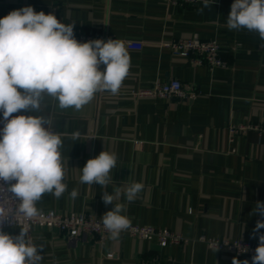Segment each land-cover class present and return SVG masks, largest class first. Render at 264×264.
I'll list each match as a JSON object with an SVG mask.
<instances>
[{"label": "crops", "instance_id": "1", "mask_svg": "<svg viewBox=\"0 0 264 264\" xmlns=\"http://www.w3.org/2000/svg\"><path fill=\"white\" fill-rule=\"evenodd\" d=\"M233 2L216 0L201 13L202 0L193 6L167 0H0V18L32 6L62 23L143 43L141 50L127 48L130 69L117 94L98 92L80 110L60 109L49 97L42 102V112L63 140L67 191L59 199L44 194L36 205L39 211L86 212L100 219L112 210L114 204L105 205L101 198L105 189L80 182L86 162L104 150L117 157L109 194L115 182L118 187L144 186L135 201L123 196L114 201L125 205L123 215L130 221L189 239L230 237L259 244L252 230L261 217L250 213L257 201L264 202V136L250 130L232 139L228 127L264 123V41L256 32L228 29ZM194 34L218 41L226 68L192 64L160 45ZM171 79H179L194 95H131ZM77 131L79 140L73 141ZM3 231L18 235L20 226ZM32 233L34 243L43 245L42 264H233L235 258L229 248L211 249L198 240L161 247L122 233L100 245L94 239L70 243L43 225L33 226Z\"/></svg>", "mask_w": 264, "mask_h": 264}, {"label": "clouds", "instance_id": "2", "mask_svg": "<svg viewBox=\"0 0 264 264\" xmlns=\"http://www.w3.org/2000/svg\"><path fill=\"white\" fill-rule=\"evenodd\" d=\"M215 2L202 0L198 12L211 9ZM226 23L229 30L247 29L264 41V0H234ZM74 26L32 6L0 18V264H42L43 245L34 243L27 222L39 216L36 205L44 194L59 199L67 191L63 140L51 130L42 102L49 97L60 109L80 110L98 92L117 94L129 73L130 56L123 41L79 42ZM18 112L37 114L13 115ZM79 137L78 131L71 134L73 141ZM116 163V155L103 150L86 162L80 177L83 184L105 189L101 191L105 205L114 204L99 219L113 239L130 227L123 215L125 205L114 201L123 196L133 202L144 187L139 182L118 187L115 182L109 194L106 188L113 181L110 173ZM70 195L75 199L77 190ZM7 200H14L16 207L6 208ZM250 215L261 217L252 230L253 238L259 240L252 264H264V233H260L264 229V202L257 201ZM14 221L20 226L18 235L3 231L5 223L13 225ZM233 264L249 261L234 258Z\"/></svg>", "mask_w": 264, "mask_h": 264}, {"label": "built area", "instance_id": "3", "mask_svg": "<svg viewBox=\"0 0 264 264\" xmlns=\"http://www.w3.org/2000/svg\"><path fill=\"white\" fill-rule=\"evenodd\" d=\"M201 0H167L170 5L193 6L197 5ZM65 25H74L73 23L65 22ZM74 36L79 42H87L89 40L114 39L100 29H84L83 27L74 26ZM128 49L141 50L143 43L135 40L123 41ZM161 46L170 50L173 56H181L187 58L192 64H205L210 68L221 67L226 68L228 63L221 55V45L216 39H203L198 34H194L188 38L172 39L160 43ZM131 95L135 98H173V97H192L194 92L186 87L179 79H171L166 82H156L151 87L132 90ZM13 115H20L14 113ZM3 116L0 113V129L3 128ZM231 138L239 134H245L250 130L258 131L264 136V123H241L228 127ZM51 130L54 131L53 128ZM18 202V201H17ZM6 208H15L14 200H7L4 205ZM130 221V220H129ZM30 224L29 235L33 239L32 228L35 225H43L49 228H55L60 233L64 234L70 243L86 242L94 239L96 243L103 245L110 236L108 232L100 224L99 219L86 212H71L61 213L53 209L39 211V216L28 221ZM5 223L4 228L16 227ZM122 233H127L132 237L145 241H156L161 247H167L173 244H188L193 240H198L206 243L211 249L229 248L236 259H248L249 264H252V257L255 255V249L258 244L244 242L241 240H233L230 237L208 238L201 236L198 239H189L181 233L170 229H162L152 225H141L130 221V227Z\"/></svg>", "mask_w": 264, "mask_h": 264}]
</instances>
